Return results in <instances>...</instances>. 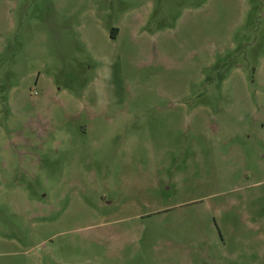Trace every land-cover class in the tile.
I'll use <instances>...</instances> for the list:
<instances>
[{"label":"rangeland","instance_id":"374dc122","mask_svg":"<svg viewBox=\"0 0 264 264\" xmlns=\"http://www.w3.org/2000/svg\"><path fill=\"white\" fill-rule=\"evenodd\" d=\"M0 264H264V0H0Z\"/></svg>","mask_w":264,"mask_h":264}]
</instances>
